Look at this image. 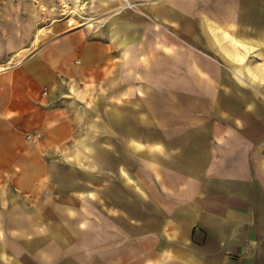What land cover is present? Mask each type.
Listing matches in <instances>:
<instances>
[{
  "label": "crops",
  "instance_id": "obj_1",
  "mask_svg": "<svg viewBox=\"0 0 264 264\" xmlns=\"http://www.w3.org/2000/svg\"><path fill=\"white\" fill-rule=\"evenodd\" d=\"M32 2L0 0V264H264V0Z\"/></svg>",
  "mask_w": 264,
  "mask_h": 264
},
{
  "label": "rangeland",
  "instance_id": "obj_2",
  "mask_svg": "<svg viewBox=\"0 0 264 264\" xmlns=\"http://www.w3.org/2000/svg\"><path fill=\"white\" fill-rule=\"evenodd\" d=\"M33 2H34V0H32ZM32 2V4H34L35 2V5H38V0H35V2L33 3ZM40 3V5H42V2H39ZM55 3H56V1H55ZM58 5H60V2L58 1ZM58 5L56 6V8L58 7ZM63 5H65V3L63 4ZM63 5L61 4L60 6L64 9H66L67 8V10L66 11H70L71 9H70V6L68 5V3H67V5L66 6H64L63 7ZM64 9V10H65ZM36 10V9H35ZM57 10V9H56ZM74 12H71L70 14L69 13H67L70 17H72ZM69 19H71V20H73V23L75 22V19H73V18H69ZM15 61V59H13V58H8V59H5L4 58V62L3 63H0V67H4V66H8V65H11L13 62ZM29 136V135H28ZM32 136H33V138L34 139H37V138H39L40 136H41V133L40 132H33V134H32Z\"/></svg>",
  "mask_w": 264,
  "mask_h": 264
},
{
  "label": "bare ground",
  "instance_id": "obj_3",
  "mask_svg": "<svg viewBox=\"0 0 264 264\" xmlns=\"http://www.w3.org/2000/svg\"><path fill=\"white\" fill-rule=\"evenodd\" d=\"M70 23H72V21H70Z\"/></svg>",
  "mask_w": 264,
  "mask_h": 264
}]
</instances>
